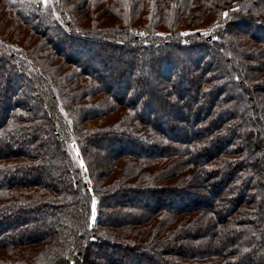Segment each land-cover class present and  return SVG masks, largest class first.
<instances>
[{"label": "trees", "instance_id": "16d2710c", "mask_svg": "<svg viewBox=\"0 0 264 264\" xmlns=\"http://www.w3.org/2000/svg\"><path fill=\"white\" fill-rule=\"evenodd\" d=\"M115 1L0 0L41 37L0 47V264H126L132 257L138 264H264V0H138L126 19L115 14ZM96 6L123 27L83 25ZM134 16L178 30L211 17L218 26L211 38L188 34L185 44L183 34L157 36L150 26L139 36ZM236 26L248 37L232 39ZM116 53L120 76L129 79L120 96L104 63ZM144 58L157 75L152 87L149 74L139 75ZM190 61L195 67L184 71ZM13 79L16 97L8 94ZM153 104L176 115L166 121ZM115 112L119 121L105 120ZM71 135L92 190L69 157ZM108 148L114 158L102 165ZM45 168L48 183L39 179ZM152 185L153 204L139 209L132 201ZM49 211L50 229L29 234ZM129 214L137 217L111 223Z\"/></svg>", "mask_w": 264, "mask_h": 264}, {"label": "rangeland", "instance_id": "374dc122", "mask_svg": "<svg viewBox=\"0 0 264 264\" xmlns=\"http://www.w3.org/2000/svg\"><path fill=\"white\" fill-rule=\"evenodd\" d=\"M137 1L138 0H117V1H115V5L112 7V9L114 10L116 15H119L120 17L126 19L131 14L134 13V9L139 8L138 5H136ZM196 1L197 0H195V2ZM55 2H56V0H42L43 5H47V4L55 3ZM235 3L238 4L237 1H235ZM235 3H233V5H235ZM105 8H107V7L96 6V7L90 8L89 9L88 21L84 22L83 25H85L86 27H89V28H94L95 26L96 27H105V28H108V27L122 28L123 25L121 24L120 20H118L116 17L110 15L109 12H108V9L105 10ZM134 18H136V20L138 22V25L134 24L135 27L137 26V28L135 30V33L138 34L139 36L140 35L144 36L145 35L144 27L150 26V29L156 30V32L154 34L157 35V36L161 35V33L165 34V33H167V31H170V30L175 31L178 34L179 33L183 34L182 35L183 36V43H185V44H187L189 42V40H190V38H189L190 35L187 37L188 34H191V33L195 32V31H200V32L206 34L207 36L209 35V38H211L210 36H211V34L214 33V28L218 26V23L214 19V17H213V19H212V17L209 18L207 23H205L204 25L198 26L197 28L196 27H182V26L179 25L178 28L181 31L176 29V27L170 26L169 23H165V25H164L163 23H160V22H151V21L148 22V21L144 20L143 18L140 19L139 16H134L132 19H134ZM0 19H5V22H4L5 24H1L0 23V47L4 43L6 44L7 41H9V38L10 39L12 38L15 41L21 42L22 44L27 42V38L28 37H32V41H29L30 43L28 42L29 44H32L33 42H37V40H40L39 39L40 36L38 34L34 35L27 27L22 26L20 23H18L17 19H15L13 16H10L9 12H7V11H5L3 9V4L1 2H0ZM139 22H140V24H139ZM11 25H14V29H10ZM159 25H160V28L158 29ZM40 28L41 27L38 26V29H40ZM185 28H187V29L185 30ZM20 29H21V32H22L21 34H19V32H18ZM233 30H234V32L232 33L233 34L232 39L240 38L241 36H243L242 33H244V32H243V30L241 28H239V26H236V28H234ZM248 32L251 33L252 31L249 29ZM244 35L248 37L249 34L248 33H244ZM149 41H151V40H149ZM98 50L99 49L94 48L93 51H91L90 53L86 52L84 55H82L83 59H87L86 57H89V56L91 57V55H94V53L96 51L99 52ZM68 52L69 51L67 49H64V51L61 54L63 56H66L68 54ZM127 56L128 55H125L124 59H126L128 61H132L131 58L129 56L128 57ZM96 57H98V56L96 55ZM180 57H181V55L172 57L173 58L172 60H181L182 57L181 58ZM144 61L145 62H144L143 65L142 64H140V65L138 64V71H139V75L146 76V75H148L150 73V65H151V63H150L148 58H146ZM56 62L58 64H60L61 66H66V64H64L65 62L63 60L59 59V58H58V60H56ZM104 63H107V64L111 65L110 74H112V76L116 78L115 82L113 83L112 90L118 96H120V93L123 92L124 88H126L125 86L129 83V79H127L126 77L120 76V74L123 71V66L121 65L122 62L120 61V56L117 55V53H116V55H115V57L113 59H109V60L106 59ZM164 66H165V64L163 65V68H164ZM182 66H183L182 68L185 69L184 71H186L187 69L188 70H193L192 67H195V64H193V62L190 61V62L182 63ZM160 73H162V71L161 72L158 71L157 74L160 75ZM149 76H151V75L149 74ZM156 76L157 75H153V76H151V79L149 77H147V79H145L147 83H150V87H152V85L156 82V80H155L157 78ZM13 80H14V82H12V85L10 86L8 94L12 95V97H16L17 94L15 92H16V90L19 87L18 86L19 85V81L17 79H13ZM4 86H5V83H3L0 80V93L3 92L2 88H4ZM141 90H142V92L146 91L145 87L143 89H141ZM191 95H193V93L189 92L188 95H185V99L190 98ZM152 106L154 107L155 110L159 111L160 113H163V114L165 113L166 114V116L164 117L165 120L168 119L170 114L172 115V117H174L176 115V113H175L176 109L175 108H169L167 111H166V109L163 111L162 107H160L157 104H153ZM2 107H3V103L1 102L0 103V113L3 114V110L1 111ZM38 109H39V112H42V110H43V108H40V107ZM97 110H100V109L98 108ZM102 111L104 112V110H102ZM86 112H88V114L91 113L90 110H88ZM119 112H115V114H112L109 118H106L105 120L114 121V122L119 121V117H120V113ZM41 115L42 114H40V116ZM188 133L190 134L191 131H189ZM181 136L182 135L180 134L179 137H181ZM65 141H66V144H67V149L69 150V157L71 159V162L73 163V165H75L74 167H76L77 170H79L81 172L80 175H81V177H83V179L86 180L88 189L92 190L93 189V182L91 180L90 174L88 175V166H87V163L83 160V155H82V152H81L82 150L79 148L78 138L75 135H71V137L69 139H65ZM27 149H28V146H27ZM148 152H149V150H145L144 151L145 154L148 153ZM113 155H114V152L113 151L111 152L109 150V148H108V149H106V151H104L101 154V160L100 159L99 160H100V162L102 161V165H103L104 164L103 162L108 161L110 158L113 159L114 158ZM108 168H111V170H112L113 166L112 167H108ZM38 171H40V170H38ZM50 173H51L50 170H48V168H45L44 170L41 171V173L39 172L40 177L37 174H34L33 172H31L30 176H27V178H32L33 176H38L39 179H41V181L45 180V182L48 183L51 180V178H50L51 174ZM27 178H25V179H27ZM113 178H114V176H113ZM113 178H111L110 180H113ZM163 184H161V185H163ZM155 187L156 186L152 185L151 187L147 188L148 190H145V191H147V194H146L145 197L141 198V197L138 196L139 198H141V200L138 199V201H137V200L134 199V201H132V202H134V204L138 205L137 207L139 209L144 208L143 204H146L147 202L152 203V201H151L152 197H150V195H151L150 192L155 190ZM142 192H144V191H142ZM129 194L130 195L128 196V199L129 200H133L132 198H134L133 196L135 194L132 193V192H129ZM204 198L205 199H209L210 201H212V194L209 193L208 197H204ZM124 200L125 199H123L121 197L114 198V202L117 201V202H121L122 204H126ZM165 202H167V201H165ZM92 205H93V209H92V214H91L92 215L91 216V220L94 222V220H95L94 218H95V216L97 214V211L99 209L98 208V206H99L98 205V200L96 199L95 196H93V198H92ZM173 208L174 207H171V211L176 209V208H174V209ZM164 209H166L167 212L168 211L171 212L170 209L168 210L165 207H164ZM50 213H51L50 211L49 212H45L43 217H41L40 221L38 220L39 225H37L36 228L32 229L29 234H32L33 236H36L37 238H40L39 236H42L43 232L47 231L48 228L50 229L51 226L49 224V219H51V217H52V215ZM130 214L128 215V217H125V216L114 217V219H112L111 223H114L115 219L126 220V219L129 218V219L132 220V219L137 217L136 215H132L131 216ZM13 227H14V225H13ZM13 227H12V230H13ZM15 231L16 230H13V232H15ZM218 245H219L218 243L217 244L214 243V245L212 246V250H215V247H217ZM202 250H205V249H202ZM112 258L104 257L103 261L104 262H109ZM115 259L116 258H114V261H115ZM136 259H137L136 257H132V259H130L129 261H126L125 263L126 264H138V261H136Z\"/></svg>", "mask_w": 264, "mask_h": 264}]
</instances>
